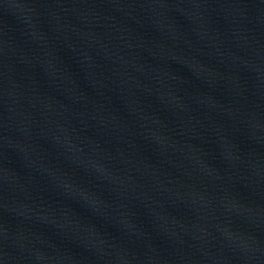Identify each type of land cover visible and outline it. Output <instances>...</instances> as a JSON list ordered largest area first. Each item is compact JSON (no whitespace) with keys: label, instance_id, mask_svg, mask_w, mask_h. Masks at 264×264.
<instances>
[{"label":"water","instance_id":"95a60500","mask_svg":"<svg viewBox=\"0 0 264 264\" xmlns=\"http://www.w3.org/2000/svg\"><path fill=\"white\" fill-rule=\"evenodd\" d=\"M0 264H264V0H0Z\"/></svg>","mask_w":264,"mask_h":264}]
</instances>
